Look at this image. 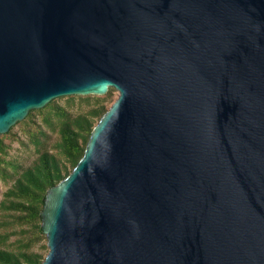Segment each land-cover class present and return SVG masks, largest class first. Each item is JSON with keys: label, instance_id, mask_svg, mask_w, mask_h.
Instances as JSON below:
<instances>
[{"label": "water", "instance_id": "95a60500", "mask_svg": "<svg viewBox=\"0 0 264 264\" xmlns=\"http://www.w3.org/2000/svg\"><path fill=\"white\" fill-rule=\"evenodd\" d=\"M109 87L40 264H264V0H0V134Z\"/></svg>", "mask_w": 264, "mask_h": 264}, {"label": "trees", "instance_id": "16d2710c", "mask_svg": "<svg viewBox=\"0 0 264 264\" xmlns=\"http://www.w3.org/2000/svg\"><path fill=\"white\" fill-rule=\"evenodd\" d=\"M113 89L110 87L102 99L95 98L96 104L84 112L72 113L67 106L60 105L58 101L63 96L50 100L42 108L28 112L27 119L31 120L35 114H39L45 125L53 130L56 129L58 139L54 144L55 151H50L46 147L39 149L35 160L21 170H18L11 161L4 160L0 156L2 179L14 177L13 184L4 191L0 200V210L20 212L18 217L24 222H31L35 234L38 236L43 234L40 211L45 192L63 179L82 156L94 122L107 109L103 102ZM74 96L68 95L67 101H72ZM79 97L86 101L90 99V96ZM39 132L43 134L41 129ZM1 135L0 154L3 153ZM35 144H38V141H35ZM9 165L14 170L13 173L7 171ZM42 259L43 256L39 253L26 250L14 251L0 246V264H40Z\"/></svg>", "mask_w": 264, "mask_h": 264}, {"label": "rangeland", "instance_id": "374dc122", "mask_svg": "<svg viewBox=\"0 0 264 264\" xmlns=\"http://www.w3.org/2000/svg\"><path fill=\"white\" fill-rule=\"evenodd\" d=\"M106 94L107 92L102 95H75L74 99L69 102L66 99L67 96H63L58 103L67 106L72 113L84 112L96 104L95 98L102 99ZM79 96H90V99L86 101L80 99ZM116 96L117 91L115 89L111 90L103 105L108 108ZM98 119H96L94 125ZM10 128L7 132L0 134L3 143V153L0 156L4 160L11 161L18 167V170L30 165L37 157L39 149L46 147L50 151H55L54 144L58 139V133L56 129L53 130L50 126L44 124L41 115L35 114L31 120L27 119L26 115ZM40 129L43 134L39 132ZM35 141H38V144H35ZM7 171L13 173L14 170L9 165L7 166ZM13 182L14 177L2 179L0 175V200L4 191ZM19 213L17 211L0 210V246L14 251H32L44 257L48 250L45 234L43 233L41 236L35 234L31 222H24L18 217Z\"/></svg>", "mask_w": 264, "mask_h": 264}]
</instances>
